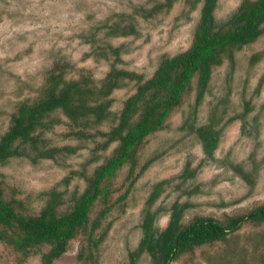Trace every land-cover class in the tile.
Returning <instances> with one entry per match:
<instances>
[{"label":"rangeland","instance_id":"1","mask_svg":"<svg viewBox=\"0 0 264 264\" xmlns=\"http://www.w3.org/2000/svg\"><path fill=\"white\" fill-rule=\"evenodd\" d=\"M241 1L219 0L216 19L224 21ZM156 5L162 8L148 14ZM200 8L194 0H0V136L7 131L18 103L40 97L51 75L63 72L66 80L88 77L98 88L113 68L151 77L163 57L190 48ZM121 22L134 27L132 35L108 33L109 27ZM126 82L110 96L113 112L134 91L135 83ZM194 83L195 79L167 128L146 138L139 150V167L131 177L135 183L124 206L110 210L93 233L96 240L110 227L102 242L93 247L79 233L71 252L54 264H131L130 252L141 237L146 200L160 181L166 184L153 206L159 211V228L166 226L175 201L190 205L184 222L197 216L225 220L264 203V25L255 42L213 69L204 99L193 113ZM247 104L251 110L244 114ZM189 117L194 131L182 128ZM55 118L59 123L45 134L50 145L79 146L80 150L37 163L15 156L0 165L5 200L22 205V214L38 213L51 192L63 194L60 209L66 210L71 196L86 186L81 174L91 177L115 147L95 150L102 141L98 134L87 140L69 138L65 134L69 119L61 114ZM210 122L221 132L213 160L204 155L195 131ZM109 127L110 123H103L95 129L108 131ZM151 158L153 162L141 172L140 167ZM187 166L197 170L194 178L183 177ZM235 166L252 173L251 184ZM127 174L124 166L111 181L117 190L114 199L129 186ZM102 207L96 203L92 216ZM0 251L4 252L0 264H17L11 250L0 246ZM38 263L39 257L34 256L24 264ZM135 264L152 263L144 254ZM172 264H264V224H245L226 241L198 247Z\"/></svg>","mask_w":264,"mask_h":264},{"label":"trees","instance_id":"2","mask_svg":"<svg viewBox=\"0 0 264 264\" xmlns=\"http://www.w3.org/2000/svg\"><path fill=\"white\" fill-rule=\"evenodd\" d=\"M218 1L194 0V4H201V8L190 48L175 56L163 57L151 77L146 79L142 74L113 68L98 88L88 77L66 80L61 72L50 76L51 83L40 97L18 103L11 113L7 131L0 136V165L15 156H24L37 163L80 150L79 146L50 145L45 134L59 123L56 114L69 119L65 133L69 138L87 140L98 134L102 141L95 150L105 152L112 144L115 147L95 167L91 177L81 174L86 186L81 193L75 192L71 196L66 210L60 209L65 202L63 194L51 192L38 213L22 214L19 211L22 205H15L14 200L6 201L0 185V246L17 256V264H24L34 256L39 257L38 264H54L71 252L79 233L87 237L89 245L97 247L110 227L96 240L92 238L93 233L100 228L110 210L124 206L135 183V177H131L139 167V150L146 138L167 128L194 79L193 113L196 112L207 92L213 69L221 66L226 58L232 60L235 51L252 44L263 34L264 0H242L224 21H218L215 16ZM161 8L156 5L148 14L157 13ZM109 28L108 33L118 37H128L134 32L133 26L122 22ZM114 52L118 55L116 50ZM126 80L135 83L134 91L123 101L120 110L113 112L110 96L114 90L125 86ZM246 108L244 114L251 110L248 104ZM103 123H110L108 131L95 129ZM182 128L194 131L190 117L184 120ZM195 131L204 155L213 160L221 132L212 122ZM153 160L145 162L140 167L141 172ZM124 166L128 167L127 177L131 181L127 189L114 199L117 190L112 188L111 181ZM234 169L246 182L252 183V173L240 166ZM196 174V169L187 166L183 177L194 178ZM165 184L166 181L158 182L146 200L140 225L141 237L136 249L130 252L131 264L144 254L149 256L152 264H172L198 247L226 241L245 224H264V203L225 220L197 216L184 222L183 215L190 205L175 201L170 206L166 226L159 228V211L153 210V206ZM96 203L103 207L92 216ZM79 250L80 254L84 252L82 247ZM3 258L4 252L0 251V260Z\"/></svg>","mask_w":264,"mask_h":264}]
</instances>
